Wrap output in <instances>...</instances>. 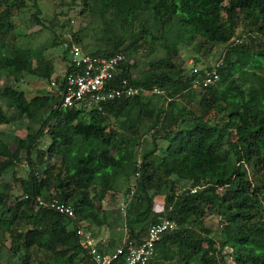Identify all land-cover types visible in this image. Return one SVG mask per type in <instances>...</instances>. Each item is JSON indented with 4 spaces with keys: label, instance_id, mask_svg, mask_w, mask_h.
I'll use <instances>...</instances> for the list:
<instances>
[{
    "label": "trees",
    "instance_id": "1",
    "mask_svg": "<svg viewBox=\"0 0 264 264\" xmlns=\"http://www.w3.org/2000/svg\"><path fill=\"white\" fill-rule=\"evenodd\" d=\"M25 1L0 0V79L14 82L0 90V126L10 122L3 105L31 124L11 146L0 132V246L8 241L20 264H91L75 227L107 225L101 203L112 193L118 207L138 173L123 235L142 239L163 219L177 226L156 244L148 264H264V0H70L91 19L96 14L103 28L84 46L87 36L72 34L65 54L71 44L91 56L122 54L126 61L118 78L143 91L163 90L158 100L137 91L100 112L65 109L58 91L32 96L21 88L26 77L49 84L55 70L42 51L17 45L21 35L14 19L24 15ZM37 1L29 28L63 29L55 15L50 25L43 23ZM177 29L198 49L225 47L218 79L192 88L215 67L194 74L188 63L186 74L177 46L165 44V56L133 80L131 60L138 51L165 43ZM191 102L199 113L187 108ZM147 134L151 140L137 155ZM22 161L26 176L18 178L15 168ZM38 198L69 206L73 216L39 206ZM209 215L217 216L219 233L205 227ZM36 254L47 261H35Z\"/></svg>",
    "mask_w": 264,
    "mask_h": 264
},
{
    "label": "rangeland",
    "instance_id": "2",
    "mask_svg": "<svg viewBox=\"0 0 264 264\" xmlns=\"http://www.w3.org/2000/svg\"><path fill=\"white\" fill-rule=\"evenodd\" d=\"M27 8H25L24 15H19L15 17L14 24L17 32L21 35V37L17 40V45L21 48L25 49H38L42 51L45 55L46 60L52 62L54 65V72L52 77L59 76L65 70L66 60L68 58V54H65L66 43L71 41L72 34L82 32L84 36H87L86 39H83V46L88 42L89 37H99L101 30L103 28V24L100 20H98L97 15L94 14L95 17L92 19L88 14L82 12V8L80 6H70V0H38L37 5L40 10V14L38 15L43 23L48 26L50 25V21H54V15L59 20L60 25L63 24V29L55 28V34L49 33L46 29L41 30L39 25H36L29 28L31 26L29 22V16L31 12L35 10L31 7L32 0H26ZM109 18V17H108ZM54 23V22H53ZM116 32L123 34L121 32L120 27L116 25ZM237 33H240V29H238ZM129 37V36H128ZM188 37L185 34L184 29H177L171 33H169L168 37H166L165 43L156 42L153 48H144L138 51V55H136L132 60L131 64L132 69L130 72L131 78L135 81L141 79V73L147 71L150 66L149 64L153 61L163 58L165 56V48L164 45L168 44L169 46L175 44L179 51V62L181 64V68L184 73L188 74L189 66L188 63L192 60L193 67L197 68H210L221 62L222 55L225 51V47L222 45H216L212 47L209 51H205L204 49H198L199 45L194 43H188ZM128 42V41H127ZM84 48V47H83ZM195 59L197 62H195ZM51 77V78H52ZM13 86L14 82L8 79H0V90H2L5 86ZM49 84L41 79L36 77H26L21 84V88L31 92L30 95L34 96L35 94H43L44 92H48ZM147 97L154 98V100H158L160 95L148 94ZM155 102V101H154ZM193 112L199 113L198 108L194 102H191V105L187 107ZM3 109L7 113L10 122L7 125L0 126V132L3 134L6 141L9 145H13L15 138H24L28 133L27 126L30 127V123L20 116L14 108L7 107L3 105ZM208 115L207 117H210ZM112 124V121H110ZM115 126V124H113ZM120 132V136L122 141H125V134ZM144 141L141 143L136 149V154H141L142 150L147 146V143L150 142V134L143 137ZM148 141V142H146ZM166 143L162 142L159 145L160 151L159 154L162 153L163 147ZM2 159H0L1 161ZM15 174L18 178H24L26 176V167L24 161L17 164L15 168ZM121 190L124 191L126 185H122V182H118ZM183 187L189 186L188 182H182ZM181 188V187H178ZM115 197H112V193H108L106 195L105 200L101 203V208L106 212L109 216V223L107 225L102 226V230L106 231L108 234V238L111 244H121L122 238L124 237L122 231L117 229L119 225L124 222L120 211L118 210ZM162 201H155V209L159 210L162 208ZM205 227L212 230L213 232H218V218L215 215H209L205 219ZM99 228V227H97ZM98 231V229H96ZM9 242L6 241L3 246H0V264H20L19 261L14 258L8 251ZM35 261H42L45 263L47 258H45L42 254H36L34 256ZM47 264L49 261L46 262ZM75 264H83L75 263Z\"/></svg>",
    "mask_w": 264,
    "mask_h": 264
},
{
    "label": "built area",
    "instance_id": "3",
    "mask_svg": "<svg viewBox=\"0 0 264 264\" xmlns=\"http://www.w3.org/2000/svg\"><path fill=\"white\" fill-rule=\"evenodd\" d=\"M125 57L122 54L111 56H91L76 44L68 47V58L65 70L59 76L52 77L49 82V91L60 94L61 106L65 109L86 107L88 110L102 111L106 104L118 102L122 99L133 97L137 91L143 95H162L163 90L153 88L143 91L134 87L127 78H118L123 70ZM193 64L192 60L189 63ZM216 64L210 71H204L205 75L193 83L194 89L206 88L218 79ZM69 68V69H68ZM69 70V71H68ZM202 68L194 67V74ZM117 80V85L114 82ZM136 165L139 167L141 159L136 157ZM136 173L131 179L130 194L120 196L118 210L124 217L127 202L135 192ZM196 189L190 192L194 193ZM37 204L41 207L52 209L67 217L73 216V210L69 206L53 200L46 202L38 198ZM83 225L82 227L79 225ZM75 227L79 246L86 250L91 264H148L155 253V246L167 232L174 231L177 226L166 219L161 220L148 228L142 239L130 238L124 233L121 244L110 248L106 241H101L86 228L84 223ZM100 243V245H99ZM219 264H230L220 262Z\"/></svg>",
    "mask_w": 264,
    "mask_h": 264
},
{
    "label": "crops",
    "instance_id": "4",
    "mask_svg": "<svg viewBox=\"0 0 264 264\" xmlns=\"http://www.w3.org/2000/svg\"><path fill=\"white\" fill-rule=\"evenodd\" d=\"M123 226H124V222H122V224L117 227V229L122 231V233H123V228H124ZM96 229H98V231ZM102 229H104V228H102V227H99V228L93 227V228L90 229V231H92V233L98 238V240L100 239L101 241H106L109 247L113 248L114 246H116L117 244H113V245L111 244V242H110V240L108 238L107 232L106 231L104 232V230H102ZM99 245H100V243H99ZM110 245H112V246H110ZM88 262L89 261H87V260L82 261L83 264H89ZM77 263H81V262H77Z\"/></svg>",
    "mask_w": 264,
    "mask_h": 264
},
{
    "label": "clouds",
    "instance_id": "5",
    "mask_svg": "<svg viewBox=\"0 0 264 264\" xmlns=\"http://www.w3.org/2000/svg\"><path fill=\"white\" fill-rule=\"evenodd\" d=\"M214 67V66H213Z\"/></svg>",
    "mask_w": 264,
    "mask_h": 264
}]
</instances>
